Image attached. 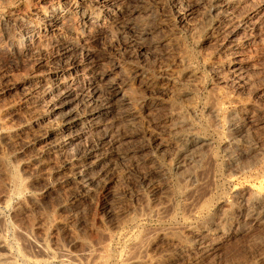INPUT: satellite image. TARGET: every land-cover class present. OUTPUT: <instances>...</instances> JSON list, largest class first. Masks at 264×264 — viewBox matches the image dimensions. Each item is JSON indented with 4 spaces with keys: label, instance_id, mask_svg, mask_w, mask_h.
Listing matches in <instances>:
<instances>
[{
    "label": "rangeland",
    "instance_id": "1",
    "mask_svg": "<svg viewBox=\"0 0 264 264\" xmlns=\"http://www.w3.org/2000/svg\"><path fill=\"white\" fill-rule=\"evenodd\" d=\"M119 1L107 7L117 19L97 43L103 67L118 65L112 76L128 86L131 104H107L103 95L112 112L93 125L80 103V122L91 125L65 147L79 131H64L35 81L44 65L56 64L55 48L24 56L14 46L27 43L18 19L48 0H0V263L264 264V217L251 223L238 197L245 188L264 202V0ZM75 19L60 36L79 31ZM226 23L245 25L238 41L254 63L237 78L223 64ZM46 35L39 44H49ZM191 134L208 144L190 151ZM90 150L99 160L88 171L93 178L68 176L64 159L83 164ZM183 153L192 157L187 164ZM201 232L216 233L213 249L199 247Z\"/></svg>",
    "mask_w": 264,
    "mask_h": 264
},
{
    "label": "bare ground",
    "instance_id": "2",
    "mask_svg": "<svg viewBox=\"0 0 264 264\" xmlns=\"http://www.w3.org/2000/svg\"><path fill=\"white\" fill-rule=\"evenodd\" d=\"M117 1H119V0H48V2L46 4H44V5H41V4L38 5L37 4L35 7H33V9H30L31 11L29 10V12L26 13L24 17H20L18 19L19 23L27 30L28 35H27V43L25 44V46L22 47L18 41H16L14 43V46L16 48V53L17 54H21V55H24V56L28 54L27 56H31V54H34V53H39L41 51L44 52L45 50H47V48L49 49V46L51 48L52 47L55 48L54 49L55 50V53H54L55 56L53 55L52 57H54L53 58V64L56 63L55 64L56 66L55 65H51V64H49L47 66L44 65L45 66L44 69H41L40 67H42V66H39V68L41 70L47 71V73H45L43 71L42 75L41 76L39 75L38 79L36 78L35 81H36L38 86L45 85V86H43L42 91L40 90L41 93L38 92L39 95L40 94L42 95V96H40L42 98V99H40V101H43L44 104L50 108L51 113L54 115V118L56 117V119H58L59 121L64 122V131L65 130L66 131L69 130L70 132L71 131H75V130L79 131V132L74 134L75 136H73V135L72 136H70V135L67 136V140L68 141L66 142V140H65V142H64V146L65 147H68L69 143H72L75 140H79L81 138L80 134L85 132L84 130L88 129V128L87 129H84V128H86L88 126L90 127V125L93 124V123L96 124V125L97 124L101 125L102 122L100 123V120L102 118L104 119L106 116H110L109 114L112 111L107 110L110 107V105H107V106L104 107L105 102L108 104L109 101L114 100L113 102H117L119 105H122V106H127L128 104H131L130 98L127 95L128 93L125 90L126 87L124 88V81L122 79H120V78H117L118 76L117 77L112 76V72H114V70L116 68H118V65L111 64V67L110 66H108V68L103 67L104 65H106L105 64V60H104L105 59L104 58V53H103L102 49L101 50H99L100 48L98 49L99 46H98V43H97L99 40H101L104 37H106V35L110 32L111 24L113 22H115L116 19H117V15H118L117 11L111 12V11H109L110 9L108 10V8H107L109 5L110 6L113 5ZM247 1L248 0H238L236 5L239 6L243 2L246 3ZM179 3H180V1H179ZM248 3H249V1L247 2V4ZM236 5H235V7H236ZM243 5L240 6V7H243ZM262 5H263V9L262 10H264V3H262ZM178 6L181 7V10H182V5L178 4ZM178 6H175L176 7V10H175L176 12L179 11L178 10L179 9ZM219 6L220 7H224V4L223 5H219ZM238 6H237V8H239ZM229 7H231V6L228 5V8ZM235 7L232 6L231 9L235 8ZM194 8L192 7V5L191 6L188 5L187 8L186 7L184 8L185 11L188 12V13H186V12H184V13L189 15V14L192 13ZM104 9H105V11H104ZM113 9H115V8H113ZM173 9H174V7H173ZM103 12H104V14H103ZM22 15H23V13H22ZM77 16L81 20V24H80L81 27H80L79 31H76V29L72 30L71 36H69L67 38H65L64 36L63 37L60 36L61 35L60 30L63 27H65V26L69 27V29H70V26H72L71 25L72 22L74 20H76L75 18ZM227 17H230V16H227ZM253 20H252V22H253ZM237 22L239 23V21H237ZM248 23L246 21V23H244V24H246V26H247ZM130 24H132V23H130ZM239 24L226 23V25H224V27L221 28L220 32L217 31V32L220 33V37L219 38L221 40V43L223 41L222 45L224 46L223 47L224 48L223 49L224 50L223 53H225V55H223L224 56V63L223 62L222 63L224 64V67L227 69V71H229L230 73H235L234 75H236L237 73H240L243 69H249V67H251V65L254 66L253 62H252V64H250V62L247 61L246 58H245V55H244V52H245L244 46H245V44H243V43L241 44L239 42L240 40L238 41V38L240 37V34H241V36H243L242 33H241L242 29H245V25L241 27ZM22 26H20L21 29H22ZM258 31H259V29H258ZM249 32L252 33V31H249ZM243 33H244V31H243ZM251 33H247V34L251 35ZM45 34L49 35V41H48L49 44L46 45V44H44L42 42H41V44H39L41 36L44 37ZM50 35H52V36H50ZM245 35H246V33H245ZM253 40H255V39L253 38ZM43 42H45V41L43 40ZM245 43L248 44V42H245ZM45 45H46V47H45ZM96 46H97V48H96ZM54 50H53V52H54ZM80 55L85 57V59H86L85 63L81 61L82 59L80 58L81 57ZM16 56H18V55H16ZM248 60H251V59H248ZM67 65L72 66L70 73H67L66 70H63L65 66L67 67ZM216 65H218V64H216ZM39 71L40 70H38V73H39ZM63 71H66V72H63ZM249 71H247V72H249ZM38 73H36V74L38 75ZM88 73L89 74L97 73L96 74L97 76L88 77V78L80 77V75H84V74L86 75ZM36 74H35L34 77H36ZM234 75H232V76H234ZM240 77H242V76H240ZM236 78H237V75H236ZM243 80H245V79H243ZM31 81L32 80H30V82ZM238 81H240V80H238ZM33 82H34V80H33ZM31 84H30V86H31ZM34 85L36 86L35 83H34ZM127 88H128V86H127ZM163 89H164L163 91H165V87ZM103 95L104 96L107 95V98H104L105 100L103 99ZM102 99L105 102L102 103V101H101ZM80 103L83 104V107H85V106L88 107V108L85 107L88 110L87 114H88V117H89L88 121H86V122H90L91 124L87 123V126H86V124L84 125L83 122H80L79 116H80L81 112L78 110V108L80 107L79 106ZM84 103H85V105H84ZM41 105H43V103ZM214 105H215V103H214ZM215 106H216L215 108L218 111L223 109V106L220 105V104H217ZM46 109H48V108L46 107ZM81 110H82V108H81ZM103 110H104V112H103ZM245 117H249V116L246 115ZM177 118H179V117H177ZM248 119H250V118H248ZM0 125H5L4 121H1ZM69 134H71V133H69ZM66 135H67V133H66ZM105 137H107V136H105ZM61 139L63 140V137H61ZM188 141H189V146L191 148L190 151L191 150L193 151L195 149L201 150L200 148H202V147H204V146H206L208 144L207 138H205L203 136L194 135V134H191L189 136V140ZM175 148H177V147H175ZM177 152H179V151H177ZM186 153H187V151H186ZM242 153H244V152L243 151L240 152L241 155H242ZM81 155L85 156L84 157L85 163L80 164V165L72 163V161H70L69 158H65L64 159V163H66V164H65V167L63 165L62 166L68 172L67 175L69 174V172L70 173L73 172L74 174H75V172H78L79 174H81L83 176H85V175L92 176L91 173L88 172V171H90L92 168L96 167L98 165L97 162L99 160L97 159L95 153L92 150L87 151V152L86 151H82ZM186 155L187 154L183 153V157H185V159H183L182 162H184V163H186V160H189V159L192 158V157H188V155L187 156ZM193 156H195V155H193ZM180 160H181V158H180ZM188 162L190 163V161H188ZM179 163H180V161H179ZM177 167H179V166H176V168ZM104 169H102V170L100 169V171H102V173L105 174L106 171ZM61 170H62V168H61ZM155 171H156V173H158V174H160L162 176L164 175V171L160 167L156 168ZM86 172H88V173H86ZM98 174L101 175V172H99ZM76 175H77V173H76ZM91 178H93V176ZM65 179H67V178H65ZM15 180L16 179H14V182H16ZM106 185H107V183H104L103 186H106ZM247 187L249 188L250 186H247ZM250 189H252V188H250ZM258 196H259L258 193H254V192H252L249 189H245L244 188V189L238 191L239 199L245 204V208H246V211H247L246 217L253 224H259L262 221L263 217H264V212H263L264 211V202L261 199H259ZM262 197H264V196H262ZM6 199H7V197H6ZM6 199L4 201H6ZM33 202L36 203V204L39 203L38 200H35L34 198H33ZM259 204L262 205L261 206V208L263 210V211L261 210L262 212L261 211L259 212V211H254V210L252 211L251 210L252 207H255V206L259 205ZM257 207H260V205L257 206ZM257 207H255V208H257ZM215 234H216L215 232H212V233H208V232L203 233V232H201V233H199L197 235V237H196L197 242H198L197 244L202 249V251L203 250H208V249H213L215 247V245H217V243H215V241H214V238H216ZM230 235L232 236V234H230ZM102 249L104 250V248H102ZM99 251H102V250L100 249ZM90 252H91V250H90ZM93 252L94 251L92 250V253ZM102 256H106L107 257V254L106 255H102ZM101 259L103 260V258H101ZM101 259H100V262H102ZM97 260H99V259L97 258ZM103 261H104V263L106 262L105 260H103ZM134 262H136V259H135ZM135 264H137V263H135Z\"/></svg>",
    "mask_w": 264,
    "mask_h": 264
}]
</instances>
